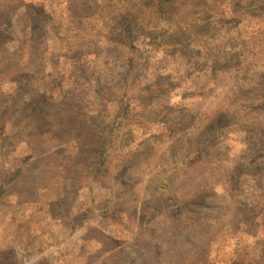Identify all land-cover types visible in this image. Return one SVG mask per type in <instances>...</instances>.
<instances>
[{"label": "rangeland", "instance_id": "1", "mask_svg": "<svg viewBox=\"0 0 264 264\" xmlns=\"http://www.w3.org/2000/svg\"><path fill=\"white\" fill-rule=\"evenodd\" d=\"M174 1L0 0L14 264H264V0ZM68 117L105 133L96 173Z\"/></svg>", "mask_w": 264, "mask_h": 264}, {"label": "trees", "instance_id": "2", "mask_svg": "<svg viewBox=\"0 0 264 264\" xmlns=\"http://www.w3.org/2000/svg\"><path fill=\"white\" fill-rule=\"evenodd\" d=\"M142 3H152L155 0H141ZM159 5H163L162 7H165L167 4L171 5L175 3L176 1L174 0H156ZM185 1V0H182ZM147 5V4H146ZM127 22L129 19H125ZM133 26H135L133 21H129V24L126 25L124 24L123 28H125L126 33L130 34L133 32ZM122 28V27H121ZM119 28V29H121ZM9 110L4 111L0 115V127H6L8 123V115H9ZM51 118V115L46 113L44 110H39L35 109L32 111L28 116L27 120L31 121V125H35L39 130H42L45 128L46 125H48L47 121L48 119ZM54 122L57 124L58 127L61 128L62 132L59 131H54L55 139L57 137H62L65 136V133H72L76 136L78 146H81V152L80 154H85L90 156L91 161L89 164L85 163V166L91 170V172L96 173L100 168L104 166L105 158H106V148L108 145V140L104 136L105 133L103 132H98L93 130L89 124L84 121V123H79L77 124V118L76 117H68L64 121L58 120V119H53ZM70 126V128L67 130H64V127L67 125ZM63 128V130H62ZM67 131V132H65ZM91 173V174H92ZM9 256V255H8ZM8 256L4 254H0V264H14L10 259H8ZM13 258V257H12Z\"/></svg>", "mask_w": 264, "mask_h": 264}]
</instances>
